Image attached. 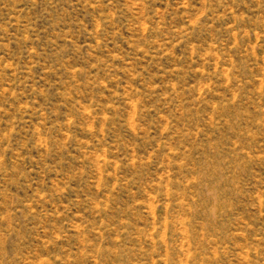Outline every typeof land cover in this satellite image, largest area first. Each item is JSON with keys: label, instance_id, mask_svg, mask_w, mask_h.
Masks as SVG:
<instances>
[{"label": "rangeland", "instance_id": "rangeland-1", "mask_svg": "<svg viewBox=\"0 0 264 264\" xmlns=\"http://www.w3.org/2000/svg\"><path fill=\"white\" fill-rule=\"evenodd\" d=\"M0 264H264V0H0Z\"/></svg>", "mask_w": 264, "mask_h": 264}]
</instances>
